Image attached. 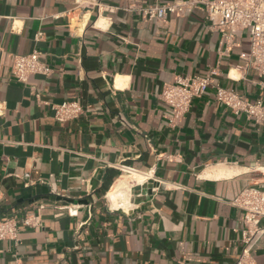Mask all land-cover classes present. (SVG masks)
Here are the masks:
<instances>
[{"label":"crops","instance_id":"0c3cea01","mask_svg":"<svg viewBox=\"0 0 264 264\" xmlns=\"http://www.w3.org/2000/svg\"><path fill=\"white\" fill-rule=\"evenodd\" d=\"M171 1L74 10V0H0V220L21 228L19 241H0V264L240 257L247 225L234 200L264 188V123L235 114L210 87L172 126L160 94L178 74L217 68L215 82L264 99L261 77L245 67L250 32L226 48L202 9L165 21L139 10ZM34 50L52 72L17 81L11 54ZM71 100L82 114L57 121L53 106ZM122 180L115 205L109 195ZM251 261L264 264V234Z\"/></svg>","mask_w":264,"mask_h":264},{"label":"built area","instance_id":"2783aa9c","mask_svg":"<svg viewBox=\"0 0 264 264\" xmlns=\"http://www.w3.org/2000/svg\"><path fill=\"white\" fill-rule=\"evenodd\" d=\"M99 2L100 0H74V10L99 6ZM196 8L204 10L210 27L221 32L226 48H229L232 39L241 30H249L250 51L245 67L258 72L264 88V0H173L150 4L139 10L144 19L165 21L170 15L184 16ZM41 35L42 32L38 33V37ZM52 70L40 50L28 54H11V72L19 82L26 83L32 74L48 75ZM217 74V68H211L204 76L178 74L173 82L164 84L160 97L171 108L168 119L172 126L182 123L193 100L204 96L210 87L215 89L216 99L232 112L244 113L256 123H264V99L248 100L235 89L215 82L214 77ZM53 110L55 119L65 122L79 117L83 107L79 102L71 100L55 104ZM234 204L245 211L244 220L247 225L244 247L235 264H254L251 261L252 250L264 234V188L256 185L244 188ZM23 221L28 225L34 224L28 218ZM20 230V221L16 218L0 220V241H19Z\"/></svg>","mask_w":264,"mask_h":264},{"label":"bare ground","instance_id":"6f19581e","mask_svg":"<svg viewBox=\"0 0 264 264\" xmlns=\"http://www.w3.org/2000/svg\"><path fill=\"white\" fill-rule=\"evenodd\" d=\"M124 184H125V181L124 180H122V181H120L119 183H117L116 184V186L114 187V189L110 192V195H109V197L112 199V202H113V204H115V205H117V198H118V195H120L119 194V192L121 191V189L123 188V186H124ZM128 185V184H127ZM127 189V188H126ZM126 192V191H125ZM125 197V196H124ZM122 202V201H121ZM117 207V206H116Z\"/></svg>","mask_w":264,"mask_h":264}]
</instances>
